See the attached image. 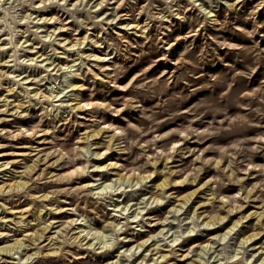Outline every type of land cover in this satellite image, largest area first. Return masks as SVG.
Wrapping results in <instances>:
<instances>
[{"label":"clouds","instance_id":"clouds-1","mask_svg":"<svg viewBox=\"0 0 264 264\" xmlns=\"http://www.w3.org/2000/svg\"><path fill=\"white\" fill-rule=\"evenodd\" d=\"M0 264H264V0H0Z\"/></svg>","mask_w":264,"mask_h":264}]
</instances>
